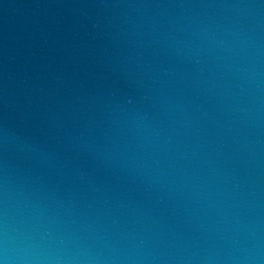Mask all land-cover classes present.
<instances>
[{
  "label": "water",
  "instance_id": "water-1",
  "mask_svg": "<svg viewBox=\"0 0 264 264\" xmlns=\"http://www.w3.org/2000/svg\"><path fill=\"white\" fill-rule=\"evenodd\" d=\"M0 264H264V0H0Z\"/></svg>",
  "mask_w": 264,
  "mask_h": 264
}]
</instances>
